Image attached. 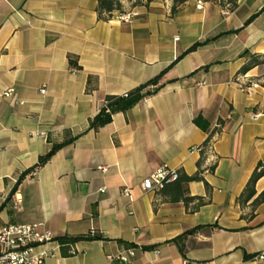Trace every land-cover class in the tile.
I'll return each mask as SVG.
<instances>
[{
	"label": "crops",
	"instance_id": "obj_1",
	"mask_svg": "<svg viewBox=\"0 0 264 264\" xmlns=\"http://www.w3.org/2000/svg\"><path fill=\"white\" fill-rule=\"evenodd\" d=\"M119 1L138 13L122 21L115 11L99 18L98 0H0V228L42 222L58 241L98 236L75 239L68 255L60 242L36 247L51 249L44 264H264L254 257L264 250V201L250 204L264 175L251 199L237 201L264 161V63L238 73L244 51L264 54V0L233 9L185 0L174 12L173 0ZM158 74L156 91L88 128L105 95ZM250 82L258 86L247 94ZM8 87L12 95H1ZM198 113L209 131L193 122ZM219 120L199 165L197 147ZM161 164L200 169L185 194L202 202L172 199L171 185L143 190ZM194 227L181 251L171 240ZM133 245L128 261L115 258Z\"/></svg>",
	"mask_w": 264,
	"mask_h": 264
},
{
	"label": "trees",
	"instance_id": "obj_2",
	"mask_svg": "<svg viewBox=\"0 0 264 264\" xmlns=\"http://www.w3.org/2000/svg\"><path fill=\"white\" fill-rule=\"evenodd\" d=\"M185 0H173L172 8L171 10L174 12L176 7L184 2ZM228 3V6L230 9H233L236 6V1L237 0H225ZM220 3H222V0H219ZM122 12L125 11L122 7V4L119 0H98V5H97V14L99 18L102 19H107L109 18L113 12ZM251 19V17L249 18ZM248 19V20H249ZM247 20V21H248ZM198 42H195L192 44L187 50L190 51L194 49L197 46ZM248 55L247 61L244 62L241 67L238 70V73H245L248 71L251 67L264 63V54L261 53H248L247 51H244L241 55ZM69 63L74 66L78 67L76 58L72 55H69ZM160 77V74L156 75L155 77L135 86L134 88L122 93V94H107L104 96L105 103L101 105L99 111L93 115L89 119L88 122V128L90 129H98L99 127L103 126L104 124L108 123L111 118L112 114L116 111H126L129 109L131 106H133L135 103H137L139 100H141L143 97L150 95L156 89L158 88V79ZM154 84V88H150L149 85ZM193 122L202 130L204 131H209V122L206 118L203 117L201 113L196 114L193 117ZM222 124V120H219L217 122V126L210 130L208 133L207 137L203 141L202 149H201V158L198 160V164L202 162L203 159V154L205 150H208V145L212 146V134L216 131H218L220 125ZM72 138H68L63 140L62 142H59L57 144H54L51 149L38 157V160L35 164V166H40L42 165L52 154V152L58 148L61 147L62 145L70 142ZM201 170H197L195 173L189 175L186 174L185 172H182L179 170L178 177L172 181L167 183L165 186H163L161 189L157 190L156 192H165L166 188L171 185L172 186V199H182L185 204L188 202L197 199L198 203L202 202L201 197L199 196H189L186 195V184L189 181L193 180H203V177L201 176ZM264 175V161H259L255 168L253 169L248 181L246 182L243 190L237 197V201L240 204H244L247 202L249 199H251L256 191H255V182L257 179ZM23 174H21L17 181L22 178ZM264 201V190L259 192L254 198L251 200L250 204L254 208L256 205H258L260 202ZM252 214V213H251ZM197 227L191 228L189 230L184 231L180 235L176 236L173 238L171 241L177 244L178 248L183 251V243L182 240L189 234L192 233ZM98 236L96 234L90 235H80L74 238L70 237H59V242L61 244H67V248L65 246L62 247V254L63 255H68L69 252L67 251L68 249V244L72 243L75 241V239L78 238H87V239H92V238H97ZM152 246H144L142 247L143 249H148L151 248Z\"/></svg>",
	"mask_w": 264,
	"mask_h": 264
},
{
	"label": "built area",
	"instance_id": "obj_3",
	"mask_svg": "<svg viewBox=\"0 0 264 264\" xmlns=\"http://www.w3.org/2000/svg\"><path fill=\"white\" fill-rule=\"evenodd\" d=\"M197 7H200V1L197 2ZM138 12L134 9L122 12H116V18L122 21H129ZM154 84H150V88H154ZM258 86L257 82L245 83L241 86L242 90L247 94H252ZM13 87L4 89L1 93L3 96H10L13 93ZM40 92L46 89L42 86ZM105 103L103 100L102 104ZM258 114H253L256 118ZM44 132H39L43 134ZM208 149L211 145H208ZM202 149V145L197 147ZM104 170V168H102ZM179 174V170L169 167L165 164L153 169L146 175L141 182V187L145 191H157L167 183L174 181ZM124 195H129V189L123 188ZM94 230L91 231V234ZM53 244L54 248L59 246V241L56 240L55 234L45 228L42 222H27V223H9L0 228V264H44V259L51 253L50 248L36 250V247ZM135 253V246H128L125 251L118 253L115 258L126 262ZM254 257L264 261V250L257 252Z\"/></svg>",
	"mask_w": 264,
	"mask_h": 264
}]
</instances>
